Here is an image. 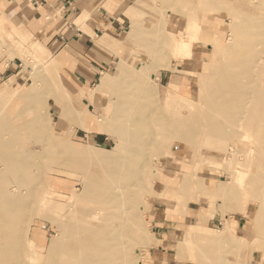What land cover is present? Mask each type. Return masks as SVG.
<instances>
[{
  "label": "rangeland",
  "instance_id": "374dc122",
  "mask_svg": "<svg viewBox=\"0 0 264 264\" xmlns=\"http://www.w3.org/2000/svg\"><path fill=\"white\" fill-rule=\"evenodd\" d=\"M111 1L104 7L115 19L116 30L106 28L102 35L95 37L96 46L94 50H88L86 57L81 56L79 49L69 48L64 59L54 51L51 43L47 45L46 41L39 40L47 28L45 25L17 24V20L7 17L0 9V118L9 117L18 124L27 122L32 117L27 113H34L22 99L39 96L34 106L42 113L48 129L45 135H38L46 140L40 137L39 144H31L36 150L42 147L33 161L42 170V182L49 185L51 192L47 193L44 186L39 197L46 195L53 199V203L42 206L45 208L42 213L56 215L72 207L82 210L95 206L83 190V183L91 175L74 166L78 162V153L87 160L102 152L126 154L125 142L117 145L116 136H112L102 123L87 124V112L94 116L105 115V110L102 111L105 101L116 88L114 84L103 87L99 99L88 102L83 94L95 89L103 78L124 83L128 71L140 73L155 89V95L147 99L150 106L147 104L144 115L152 119L153 130L161 131L159 120L170 115L167 114L170 110L189 111L193 119L207 108L206 92L201 90L199 79L210 72L206 65L226 62L227 54L234 50L244 52L242 61L253 67L255 60L264 62V0ZM160 20H163L162 26L155 38H164V42L156 49L141 45L135 33L144 25L157 24L155 22ZM174 22L192 32L188 48L182 44L173 45ZM220 40L229 45L227 51L212 45L213 41ZM203 43L208 44V56L200 60L198 55ZM230 64L235 70L242 68ZM87 68L91 70L87 71ZM241 78L248 81L245 76ZM114 101L118 103L119 100L114 98ZM63 104L69 105L71 115L79 121L77 125L62 114ZM20 106H25L24 111L18 110ZM155 108L160 113H156ZM208 128V122H189L183 129L186 141L178 137L165 140L153 137L154 142L147 144L149 141L143 135L137 138V143L143 147L137 144L135 161L140 166L135 165L139 167L140 174L137 175L142 181L140 185L133 181L137 186L130 189L141 200L135 205V211L139 213L138 227L135 225L139 239L136 242L127 235L123 239L129 245L135 264H264V221L254 213L256 190L261 184L248 185L242 191L239 183L242 173L238 180H228L229 170L234 171L235 166L240 170L245 166L241 172H245L242 179L246 184L254 172L256 175L264 173V168L260 169L264 160L258 154L262 142L253 146V154L235 155L232 163L227 162L224 161L227 142ZM248 133V141L245 140L249 145L256 137L251 136L250 131ZM48 135L52 139L67 137L76 152L64 153L55 145L53 149L54 146L47 143ZM68 155L74 157L73 162L65 161ZM142 160L146 161L145 165ZM227 180L229 182L219 192V186ZM232 192L236 193L235 199L231 200L234 205L228 202ZM72 200L75 201L71 203ZM41 205L39 201L33 202L29 212L28 220L31 221L23 239L27 263L33 262L29 256L36 252L44 257L51 239L59 236L52 221L36 214ZM162 229L167 231L162 232ZM34 263L38 264L37 261Z\"/></svg>",
  "mask_w": 264,
  "mask_h": 264
},
{
  "label": "bare ground",
  "instance_id": "6f19581e",
  "mask_svg": "<svg viewBox=\"0 0 264 264\" xmlns=\"http://www.w3.org/2000/svg\"><path fill=\"white\" fill-rule=\"evenodd\" d=\"M174 9L177 8L174 7ZM161 21L163 20L155 22L158 25H144L141 30L135 33L141 45L155 49L158 46L160 47V42L163 43L164 38L158 39L161 38L158 36L156 39L155 35L162 26ZM172 30L175 34L173 45L182 44L187 48L191 46L190 37L192 32L176 22L172 23ZM221 30L218 32H221ZM212 45L224 51L230 48L222 40L213 41ZM207 49L208 44L203 43L198 55L200 60L208 56ZM69 50L67 48L62 51L60 56L64 59ZM242 53L244 54V52L234 50L227 54L226 62L218 61L206 65L205 67L211 70L208 74L200 76L199 79L202 82L200 85L201 90L206 92L205 104L207 108L193 119L189 111L175 112L172 111L173 109H169L172 112L168 111L167 114L170 115L165 116L163 114L165 117L163 116L159 120L160 126H158L160 127L159 130L162 129L161 131L153 130L152 119L148 115H144L148 104L147 99L155 95V89L143 80L144 78L140 73L127 70L129 74L124 76V80H126L124 83L119 81L110 82L103 78L100 83L96 84L95 89L83 94L88 102H94L99 99L103 87L113 84L116 86L108 95L109 99L107 98L108 101H105L103 109L101 108L102 111L105 110V115L94 116L91 112H87V124L102 123L111 132L112 136H116L115 142H117V145L123 144V142L127 145V151L124 155L115 152H102L93 159L87 160L81 153H78V162L74 166L78 170L89 174V176L91 175L88 181H83V190L87 194V198L95 203V206L90 208L78 210L77 207H72L71 210L56 215L42 213L45 210L42 206L53 203L51 202L53 199L46 195L39 197L44 186L47 193L51 194V192L49 191V185L42 182V170L33 161L34 158L37 159L38 151L42 147L38 148L39 150L31 148V144L38 143V138L42 137L38 135H45L48 132L45 125L46 121L44 122L41 117L42 113L40 114L37 107L34 106V102L39 96H26L25 99H22L25 102L22 101V103L27 104L28 108H31L34 113L33 115L27 113V116L28 114L32 116H28L30 120L27 122L20 123L22 122L20 121L18 124L10 121L9 117H1L0 131H4V133L0 134V264H36L35 261L38 264H135L130 254L131 251L129 252V245L123 239L125 235L136 242L139 239L138 230L135 228L136 223L139 224V221H137L139 219L136 220L139 213L135 211V205L141 200L135 196V193L131 192L130 188L137 186L133 181H138V184L142 181L137 175L140 174L138 172L139 167L136 168L135 165H139L135 161V158H138L135 155L139 145L137 138L140 135H143L149 141L147 144L154 142L155 137L161 140L168 139V137H178L186 141L188 139L185 137L184 126L189 125V122L204 121L209 123V131L219 133L227 142L228 148L224 154V161H231L235 155L246 154L245 156H247L248 153L254 152L253 146L258 141H261L262 144H259V153H257L264 160V62L257 63V60H255L253 67V64L242 61ZM191 54L192 52L190 56ZM230 63L241 66V70H235ZM242 76L248 78V81H242ZM114 98L119 100L118 103H115ZM22 106L18 110H21ZM148 106L150 105L148 104ZM61 107L62 114L67 120L77 125L79 121L77 117L71 115L69 105L63 104ZM158 108L154 109L156 113H160L158 111L160 108ZM26 112H29V109ZM44 118H46V115ZM69 128L70 131L73 130H71V127ZM249 131L251 136L254 135L256 139L250 141L251 144L248 145L246 144V138L250 136ZM47 138L49 146L61 147L64 153L76 152L67 137L52 139L48 135ZM42 145L43 143L40 144V146ZM140 145L142 146V144ZM55 146L53 149H55ZM120 149L123 151L122 148ZM41 154L43 155L42 151ZM42 155L40 157L43 158ZM66 159L73 162L74 157L68 155L65 161ZM236 167L234 171L229 170L230 177H228V180H236L233 178L238 180L239 174H243L244 171L241 172V170L245 166H242L241 170ZM238 167L240 166L238 165ZM261 168L263 169L264 165ZM242 174L241 180H239L242 191L248 185L261 184L256 190L254 213L264 221V173L256 175L254 172L247 184L244 183ZM228 180L223 181L225 184L219 186V192L223 191L224 186L229 182ZM235 195L236 193L232 192L228 196L229 203L232 202V199H235ZM25 199H28V202L24 203ZM75 200H72L71 203ZM35 201L42 203L41 207L36 210V214H42L41 218L52 221L55 227L54 230L59 236L52 238L53 240L51 239L52 242L48 246L47 254L44 257L36 252V254L29 256V260L33 262L27 263L24 259L23 251L25 247L23 246L25 245L23 239H25L27 225L31 221V219L28 220L31 204Z\"/></svg>",
  "mask_w": 264,
  "mask_h": 264
},
{
  "label": "crops",
  "instance_id": "0c3cea01",
  "mask_svg": "<svg viewBox=\"0 0 264 264\" xmlns=\"http://www.w3.org/2000/svg\"><path fill=\"white\" fill-rule=\"evenodd\" d=\"M109 1L111 0H0V9L7 17L17 20V24L28 25L33 22L45 25L47 28L39 40L46 41L47 45L51 43L50 46L59 55L67 48H73L75 51L79 49L81 56L86 57L88 50H94L96 46L95 37L102 35L106 28L116 30L115 19L104 7L112 3H108ZM90 70L87 68V71ZM165 231L167 230L162 232Z\"/></svg>",
  "mask_w": 264,
  "mask_h": 264
}]
</instances>
